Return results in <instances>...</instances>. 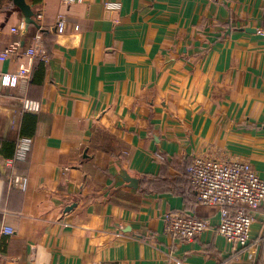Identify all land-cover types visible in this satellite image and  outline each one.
I'll use <instances>...</instances> for the list:
<instances>
[{
  "label": "crops",
  "instance_id": "crops-1",
  "mask_svg": "<svg viewBox=\"0 0 264 264\" xmlns=\"http://www.w3.org/2000/svg\"><path fill=\"white\" fill-rule=\"evenodd\" d=\"M27 2L38 27L0 0V50L21 45L0 74L27 71L0 85V264H260L264 203L236 247L186 166L212 153L264 178V0ZM37 34L44 54H24ZM23 136L26 160L6 164ZM167 213L209 227L180 239Z\"/></svg>",
  "mask_w": 264,
  "mask_h": 264
},
{
  "label": "built area",
  "instance_id": "built-area-1",
  "mask_svg": "<svg viewBox=\"0 0 264 264\" xmlns=\"http://www.w3.org/2000/svg\"><path fill=\"white\" fill-rule=\"evenodd\" d=\"M64 4H71L81 0H61ZM114 7L115 3H107ZM39 19L40 14H35ZM62 19L57 24L60 26ZM24 29V22L19 27H13V32ZM260 32V31H259ZM21 45L13 40L0 50V61L10 56L18 55ZM45 52L40 35H36L34 43L24 54L31 57L43 55ZM27 71L21 68L17 74H0V85L15 86L18 77L26 76ZM25 111L36 112L39 104L35 100L25 99L22 103ZM32 138L20 137L16 143L13 157L6 160V164L13 161H24L31 149ZM189 184L196 194L197 202L207 206L218 207L219 220L216 230L223 237L228 238L236 247H245L251 240L252 211L264 203V178H261L251 163L245 159L224 158L217 154H200L192 156L186 166ZM15 183L25 186V178H17ZM165 231L174 237L192 240L209 227V221L183 213H167L164 216ZM13 227L3 224L2 232L12 234ZM264 240V231L262 233ZM264 264V260L260 263Z\"/></svg>",
  "mask_w": 264,
  "mask_h": 264
},
{
  "label": "water",
  "instance_id": "water-1",
  "mask_svg": "<svg viewBox=\"0 0 264 264\" xmlns=\"http://www.w3.org/2000/svg\"><path fill=\"white\" fill-rule=\"evenodd\" d=\"M12 1V9L8 12L10 14L13 11H18L23 15V20L25 25L28 26L30 24L39 26L36 19H35V12L32 9L31 3L27 2V0H11ZM125 180L129 182L131 186L136 185L137 180L133 177L126 176Z\"/></svg>",
  "mask_w": 264,
  "mask_h": 264
}]
</instances>
